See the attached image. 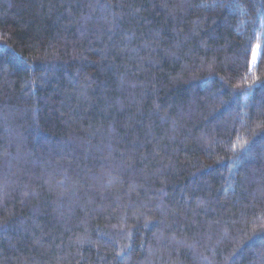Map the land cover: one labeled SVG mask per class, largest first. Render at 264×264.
Instances as JSON below:
<instances>
[{
	"label": "trees",
	"instance_id": "1",
	"mask_svg": "<svg viewBox=\"0 0 264 264\" xmlns=\"http://www.w3.org/2000/svg\"><path fill=\"white\" fill-rule=\"evenodd\" d=\"M0 264H264V0H0Z\"/></svg>",
	"mask_w": 264,
	"mask_h": 264
},
{
	"label": "rangeland",
	"instance_id": "2",
	"mask_svg": "<svg viewBox=\"0 0 264 264\" xmlns=\"http://www.w3.org/2000/svg\"><path fill=\"white\" fill-rule=\"evenodd\" d=\"M254 55H255V61L253 60V62H257L259 56H260V48H257L255 51H254ZM253 55V57H254Z\"/></svg>",
	"mask_w": 264,
	"mask_h": 264
},
{
	"label": "snow or ice",
	"instance_id": "3",
	"mask_svg": "<svg viewBox=\"0 0 264 264\" xmlns=\"http://www.w3.org/2000/svg\"><path fill=\"white\" fill-rule=\"evenodd\" d=\"M259 47V46H258ZM253 60L255 61V55H254V57H253Z\"/></svg>",
	"mask_w": 264,
	"mask_h": 264
}]
</instances>
